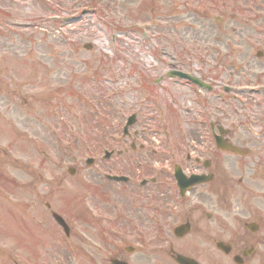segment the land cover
Wrapping results in <instances>:
<instances>
[{
  "label": "rangeland",
  "instance_id": "1",
  "mask_svg": "<svg viewBox=\"0 0 264 264\" xmlns=\"http://www.w3.org/2000/svg\"><path fill=\"white\" fill-rule=\"evenodd\" d=\"M83 1L93 7V13L74 17ZM211 1H218L215 7L235 5L234 0ZM205 8L201 0H0V234L11 239L0 240V250L7 254V258L0 254V264H13L11 257L18 264H31L29 240L37 252L42 249L43 254L33 259L35 263L44 264L49 258L50 253L43 249L48 244L38 232L51 230V242L59 243L54 237L57 232L52 223H43L41 216H29L32 212L46 216V203L52 211L59 212L55 205L62 208L59 213L65 221L70 227L76 226L74 235L80 238L70 241L76 258L73 264H107L117 251L126 255L118 246H137L132 235L139 234L138 230L144 237L142 250L149 252L145 264L165 263L159 255L154 259L153 252L168 250L170 241L159 244L154 239L155 228L174 227L179 219H165L155 213L153 204L162 207L164 202L171 203L168 198L172 195H154L136 187L140 179L152 175L153 164L161 163L155 161L156 157L168 168L179 162L184 170L196 169L186 158L197 156L200 148L201 127L196 126L197 131L189 121L200 115L189 105L191 91L185 81L166 74L170 70L186 73L192 69L191 61L194 67L216 68L213 58L217 52L213 48L220 46L222 38L231 36L232 21L224 20L218 26ZM253 9L248 10L254 13ZM57 16L67 19L52 22ZM123 30L125 33L119 32ZM86 44L91 45L90 50L83 48ZM28 53L29 59L24 58ZM217 93H212L214 98ZM230 97L236 100L233 94ZM251 102H256L255 98ZM226 110L232 117L243 115L242 111L236 115L234 105H226ZM132 114L135 122L128 131L131 139L119 143L122 127ZM173 122L180 127L171 128ZM163 130L175 132L172 136L176 140L165 141ZM131 142L144 149L128 151L124 158L99 161L104 151L128 149ZM87 150L98 160L95 166L84 164ZM73 158L77 159L76 167ZM211 159L214 164L231 165L228 161L225 164L217 150ZM134 161L140 163V169L135 168ZM69 167L76 168L75 176L67 174ZM120 170L139 171L140 178L128 188H109L103 174ZM54 178L62 185L52 189ZM85 182L102 198L96 192V197L91 196L92 190L83 186ZM176 197L173 202L178 201ZM134 199L145 201L148 208L137 214L129 206ZM212 199L209 208L217 218L222 211L218 200ZM88 205L93 213L111 219L109 226L116 239L103 230L101 223L96 224L97 230L92 229L94 221L84 212ZM173 211L182 220L194 219L199 229L211 230L217 224L207 222L199 210L173 204ZM7 243L11 247H6ZM172 243L177 251L184 252V243H178L181 248L177 242ZM127 257L130 263L138 264L135 255ZM48 262L71 264L57 251Z\"/></svg>",
  "mask_w": 264,
  "mask_h": 264
},
{
  "label": "flooded vegetation",
  "instance_id": "2",
  "mask_svg": "<svg viewBox=\"0 0 264 264\" xmlns=\"http://www.w3.org/2000/svg\"><path fill=\"white\" fill-rule=\"evenodd\" d=\"M260 98L264 99L263 96H260ZM260 106L264 108V104ZM227 133H224V135L228 136L229 140H234L236 145L259 147L264 144L263 139L239 138L247 136L245 133ZM259 153H264V150H260ZM257 156L258 154H255V157ZM240 164L244 167L241 173L251 176V179L245 181V185L242 179L239 181L238 208L236 212L238 218L235 225L237 231L232 233V239L229 240L231 244L230 252L234 248L239 255L233 257L232 261L235 264H245V260H254V264H264V215L253 208V205L256 204V198L264 201V192H256L257 186L264 181V158H252L248 154L246 157L240 158ZM249 223L257 225H255L256 229L254 232L248 230ZM229 254L227 253L226 255ZM168 255L170 261L176 264L174 261L175 254L170 251Z\"/></svg>",
  "mask_w": 264,
  "mask_h": 264
}]
</instances>
